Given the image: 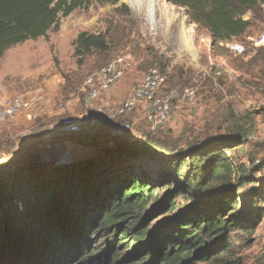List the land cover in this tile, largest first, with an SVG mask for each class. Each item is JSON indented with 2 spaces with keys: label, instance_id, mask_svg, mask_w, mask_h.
<instances>
[{
  "label": "trees",
  "instance_id": "1",
  "mask_svg": "<svg viewBox=\"0 0 264 264\" xmlns=\"http://www.w3.org/2000/svg\"><path fill=\"white\" fill-rule=\"evenodd\" d=\"M87 1L0 0V60L19 43L47 37L61 16H68ZM171 2L184 7L190 22L206 29L217 43L239 40L246 34L253 25L243 18L247 12L264 19V0ZM111 31L80 33L75 53L80 57L95 51L101 64L110 63ZM258 54L264 56V50ZM63 77V100L68 101L79 89L81 78L74 72ZM68 116L67 112L54 116L46 127H59ZM249 132V125L234 123L223 139L210 138L193 145L188 153L168 159L170 178H178L183 167L187 172L160 198L153 196L148 210L145 206L153 188L169 182L148 173L166 170L161 161L174 151L167 139L145 134L141 142L132 134L130 142L137 147L132 150L106 148L75 163H66L63 156L56 155L52 162L27 170L17 167L18 148L0 165V264H89L92 241L101 239V253L107 259L124 247L118 264L210 260L234 264V236L252 234L264 214L258 198L264 187L251 186L250 170L225 156V151L234 142L244 141ZM148 148L161 154L156 155L159 164L150 169L142 165ZM178 197L187 201L186 206L151 227L152 218L175 210Z\"/></svg>",
  "mask_w": 264,
  "mask_h": 264
},
{
  "label": "rangeland",
  "instance_id": "2",
  "mask_svg": "<svg viewBox=\"0 0 264 264\" xmlns=\"http://www.w3.org/2000/svg\"><path fill=\"white\" fill-rule=\"evenodd\" d=\"M159 1L118 0L112 4L105 0H88L68 16H61L59 25L49 30L47 37L27 40L6 51L0 60V90L3 92H10L12 95L22 93L30 99L32 92L39 90L34 88L40 87L43 79L54 74L62 79L63 75L71 72L80 75L81 83L77 92L68 97V101L63 100L61 85L56 94L35 93L34 97H52L51 111L38 118L28 117L26 121L22 119L26 112L23 111L0 127V135H3L0 137V165L5 164L9 156L20 147L16 158L18 163L28 154L41 151L39 145L42 143V136L51 131H59L60 126L46 127L55 111L63 107L65 112L74 116L85 110V93L82 90L84 81L104 64L99 62L101 57L95 51L79 57L75 53V41L82 32L98 35L111 29L108 52L110 60L125 55L131 65L127 73L108 91L113 102L119 103L131 93L127 92V83L133 88L143 79L145 72L153 66H159L167 74L168 86L195 87L197 104L193 107H177L170 123L156 127H151L144 119L132 116L117 121H104V125L99 123L97 128H92L94 131L90 133L93 134L86 138L90 143L97 144L81 148L75 145L77 151L73 152V161L66 158L63 160L66 163L79 162L83 156L91 157L106 148L132 150L137 148L130 142L132 134L141 142L144 141L145 134L169 140L174 151L164 158L167 160L161 161L165 162L166 170H154L153 174L148 172L153 176L159 174L169 182L153 188L152 198L145 206L148 210L153 196L160 198L182 180L187 172V168L183 167L178 178H170L167 175L171 166L167 164L168 159L179 153H188L193 145H200L210 138L223 139L234 123H239L249 125V136L239 144L234 142L229 153L225 151V156L235 165L242 164L250 170L251 186L264 187V56L258 54L260 49L250 57L235 54L228 46L213 42L209 32L197 25L194 27L195 55L190 53L182 39L184 20L192 25L186 18V9L167 0L169 10H177L179 13V17L173 21L166 17L163 3ZM243 18L253 21L250 29L239 39L247 42L248 37L264 29V19L255 18L251 11ZM247 44L252 52V47ZM254 61L256 62L253 63ZM96 122L97 119L94 125ZM124 123H130V127L117 132L116 129ZM90 129H84L82 133ZM64 136L57 134L54 141H59ZM101 147L103 148L100 149ZM146 150V161L142 165L150 169L151 165L159 164L160 160H157L156 155L161 154L151 148ZM53 158L54 156L50 158L51 162ZM242 191L239 195H242ZM258 198L264 209L263 190L259 191ZM186 204L184 198L178 197L175 210L152 218L151 227ZM234 238L235 246L231 253L234 264H264V214L252 234L247 237L236 234ZM103 246L102 239L92 241L89 250L92 259L89 264H118L123 257L124 247L113 251L107 259L101 253ZM196 264L222 263L210 260Z\"/></svg>",
  "mask_w": 264,
  "mask_h": 264
},
{
  "label": "built area",
  "instance_id": "3",
  "mask_svg": "<svg viewBox=\"0 0 264 264\" xmlns=\"http://www.w3.org/2000/svg\"><path fill=\"white\" fill-rule=\"evenodd\" d=\"M186 18L190 22L188 15ZM192 25L196 26L193 23ZM247 43L252 47V52L249 51ZM219 44L228 46L235 54L250 57L257 50H264V29L248 37L247 42L232 40L221 41ZM130 66L128 58L119 55L89 74L82 87L85 93V110L79 115L85 116L95 111L107 113L117 119L132 116L135 119H144L151 127H156L170 123L177 107H193L197 104V89L191 85L168 86L167 74L159 66L151 67L145 72L143 79L132 88L124 100L113 102L107 93L127 73ZM29 108L30 102L25 94H15L11 97L0 95V127ZM65 123L69 124L70 121L66 120ZM126 125L130 126V123ZM226 152L229 153V149Z\"/></svg>",
  "mask_w": 264,
  "mask_h": 264
},
{
  "label": "water",
  "instance_id": "4",
  "mask_svg": "<svg viewBox=\"0 0 264 264\" xmlns=\"http://www.w3.org/2000/svg\"><path fill=\"white\" fill-rule=\"evenodd\" d=\"M171 1V0H169ZM97 119L96 124L94 125L95 120ZM66 120H69L70 123H65ZM117 118L110 116L104 112H95L91 111L87 115H74L68 116L61 121V125L59 127V131L55 132H48L44 136H42V143H40L39 147H41V151H34L27 156H25L17 165V167L21 170H27L32 168H38L43 166L44 164L48 163L52 156L60 155L64 158L68 159L69 161H73V154L72 157L68 152L67 146H71L73 152L75 150V145H79L81 147H90L88 146L91 141L88 138L92 135L90 132H93L94 129L97 128L99 123L104 121H117ZM103 125L105 123H102ZM125 123L116 129L117 132H120L121 129L129 128ZM91 128L86 133H82L84 129ZM57 134L65 135L63 139L59 141H54ZM78 146V148H79ZM77 148V147H76ZM99 148V147H98ZM101 147L100 149H102ZM72 152V153H73Z\"/></svg>",
  "mask_w": 264,
  "mask_h": 264
},
{
  "label": "crops",
  "instance_id": "5",
  "mask_svg": "<svg viewBox=\"0 0 264 264\" xmlns=\"http://www.w3.org/2000/svg\"><path fill=\"white\" fill-rule=\"evenodd\" d=\"M64 82H65V79L64 78L60 79V76H58V74H54V75L49 76L46 79H43L40 87L34 88V90H36L38 88H39V90H37L36 92H32L33 95H31V97L29 99L31 102L30 108L25 110L26 112L23 114L22 119L26 121V119H28V117L33 118L36 116V118H38V117H41V116L47 114V112L51 111L52 106H53V104L51 102L52 97H48L47 99H45L43 95L34 97V94L37 93L39 95V94L44 93V95H45V93H47V94H54L55 92L57 93L58 89L61 88V86L64 84ZM42 84H43V86H42ZM127 86H128L127 92H131L132 87L130 85H128V83H127ZM127 92H125V94ZM0 95L6 96V97H11L14 94L12 95V94H10V92L6 93V92H3L2 90H0ZM108 96H110V92H108ZM64 110H65V108L62 107L60 110L55 111L54 115H51V117L58 116L59 114L64 113L65 112ZM82 112L83 111L77 112V115L81 114Z\"/></svg>",
  "mask_w": 264,
  "mask_h": 264
},
{
  "label": "bare ground",
  "instance_id": "6",
  "mask_svg": "<svg viewBox=\"0 0 264 264\" xmlns=\"http://www.w3.org/2000/svg\"><path fill=\"white\" fill-rule=\"evenodd\" d=\"M159 2L163 3L164 13L166 17L168 16V18H170V20H173V21H175L179 17V13L177 10L175 11L169 10L167 0H160ZM185 20L182 26V39H183L184 44L186 45L187 51L195 55V50H196L195 45H194L195 28L193 25H189ZM67 149H68V152L70 153V156L72 157V154H73L72 147L68 145Z\"/></svg>",
  "mask_w": 264,
  "mask_h": 264
}]
</instances>
